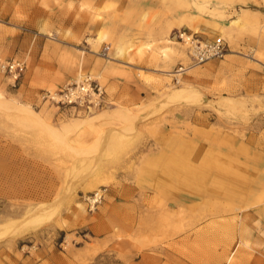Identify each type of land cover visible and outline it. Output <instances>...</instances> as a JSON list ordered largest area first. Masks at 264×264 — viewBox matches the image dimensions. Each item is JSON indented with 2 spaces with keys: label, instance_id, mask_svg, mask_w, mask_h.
<instances>
[{
  "label": "rangeland",
  "instance_id": "obj_1",
  "mask_svg": "<svg viewBox=\"0 0 264 264\" xmlns=\"http://www.w3.org/2000/svg\"><path fill=\"white\" fill-rule=\"evenodd\" d=\"M180 33L228 55L190 67ZM0 57L25 63L0 74V264H264V0H0ZM80 74L104 108L41 100Z\"/></svg>",
  "mask_w": 264,
  "mask_h": 264
},
{
  "label": "built area",
  "instance_id": "obj_2",
  "mask_svg": "<svg viewBox=\"0 0 264 264\" xmlns=\"http://www.w3.org/2000/svg\"><path fill=\"white\" fill-rule=\"evenodd\" d=\"M179 38L187 46L191 61L190 67L200 66L214 59H223L229 52L226 42L221 37L213 40H201L194 34L180 33ZM190 67L180 66L174 76L179 78ZM24 70V62L0 57V74L7 75L14 80V83L20 81ZM41 100L48 105L71 110L74 113H93L108 104L105 88L89 74L67 83L58 90H45Z\"/></svg>",
  "mask_w": 264,
  "mask_h": 264
},
{
  "label": "bare ground",
  "instance_id": "obj_3",
  "mask_svg": "<svg viewBox=\"0 0 264 264\" xmlns=\"http://www.w3.org/2000/svg\"><path fill=\"white\" fill-rule=\"evenodd\" d=\"M195 31H196V33H198L199 32V28H198V26H193L192 27ZM104 40V37L103 38H101L100 39V42H102ZM171 42H173V41H171ZM170 42V43H171ZM169 43V44H170ZM175 45V44H174ZM179 48V47H178ZM170 49V48H169ZM119 52H118V55H120V56H124V51H123V49H120V50H118ZM175 51V50H174ZM166 52L167 51H165V53L164 52H162V53H164V54H166ZM172 54H173V52H172ZM176 54V53H175ZM178 54V53H177ZM167 55H168V53H167ZM182 55V54H181ZM165 56V55H164ZM170 56H171V54H170ZM174 56V55H173ZM175 56H177V55H175ZM180 56V55H179ZM187 56H188V54H187ZM166 58V57H165ZM170 58V57H169ZM173 58H175V57H173ZM172 59V58H171ZM170 73V72H169ZM165 74V73H164ZM171 75H174V74H172V73H170ZM84 75H86V74H84ZM81 76H83V75H79V77H81ZM78 77V78H79ZM180 87V86H179ZM177 90V89H176ZM180 92V93H177V92ZM176 93L177 94H175L174 96H178V97H184L187 93H185V90L184 89H181V91H180V89L178 90ZM3 97V96H2ZM12 102V101H11ZM3 103H4V101H0V106H1V104L3 105ZM7 103L8 102H6V104L5 105H7ZM18 107H16L17 108V111H18V115H20V114H23L24 115V117L26 118V120H28V121H30V122H36V123H40V124H43V123H41V118L39 117V115H38V113L37 112H35L32 108H30V106L29 107H27V106H23V105H17ZM11 107H12V105H11ZM15 108V107H14ZM5 109V108H4ZM13 110V109H12ZM12 110H10V111H12ZM14 113V112H13ZM94 113V112H93ZM92 115V114H91ZM104 115V114H103ZM20 118H22V117H20ZM94 118V117H93ZM92 118V119H93ZM96 118V117H95ZM95 120V119H94ZM87 122V121H86ZM88 123V122H87ZM78 124V123H77ZM45 125V124H44ZM74 126H76V124L74 125ZM78 126H81V125H79L78 124ZM86 126H87V124H86ZM46 128H47V130L49 131V132H52V133H54V131H53V128H49V126H47V124H46V126H45ZM77 127V126H76ZM75 127V128H76ZM79 128H81V127H78V129ZM85 128V127H84ZM77 129V128H76ZM183 164L186 166V164L185 163H182V162H178V161H176V164H175V166L177 167V168H180V166H183ZM202 170L201 169H194V168H190L189 170H188V173H189V175H191V178L194 180V181H196V182H199V180H202V178L204 177L203 176V174H202ZM56 205V204H55ZM55 205L54 204H52V205H41L40 207H38V208H36V209H34V210H32V211H30L25 217L23 216V218L22 219H20V220H17V221H14V222H11L9 225H8V229H7V231H6V233H5V236L6 235H8V234H17V233H24V232H26V231H29V230H33V229H36V228H38V227H40V226H42V225H44L45 223H47V222H49L54 216H55V214H56V211H58L57 210V208L55 207ZM59 205V203H57V206ZM60 207V206H59ZM59 209V208H58ZM37 231V230H36ZM35 232V231H34Z\"/></svg>",
  "mask_w": 264,
  "mask_h": 264
},
{
  "label": "crops",
  "instance_id": "obj_4",
  "mask_svg": "<svg viewBox=\"0 0 264 264\" xmlns=\"http://www.w3.org/2000/svg\"><path fill=\"white\" fill-rule=\"evenodd\" d=\"M151 9H154V7H152ZM183 15H186L185 13L184 14H182L181 16H183ZM181 16H179V17H177V18H179L180 19V17ZM174 20H177L176 18H174ZM135 69V68H134Z\"/></svg>",
  "mask_w": 264,
  "mask_h": 264
}]
</instances>
